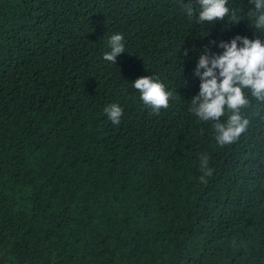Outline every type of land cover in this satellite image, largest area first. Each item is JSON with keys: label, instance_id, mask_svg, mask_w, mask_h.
Listing matches in <instances>:
<instances>
[{"label": "trees", "instance_id": "1", "mask_svg": "<svg viewBox=\"0 0 264 264\" xmlns=\"http://www.w3.org/2000/svg\"><path fill=\"white\" fill-rule=\"evenodd\" d=\"M135 1L0 0V264H264V209L233 225L243 212L233 144L217 146L184 107L142 111L121 131L123 145L104 114L119 100L86 83L99 40L92 16L131 11ZM157 2L169 26L180 22V34L145 51L184 102L200 81L199 54L222 53L220 43L247 31L228 30L227 17L190 20L185 8L195 14L198 0ZM250 7L231 0L229 8L247 17ZM133 75L123 82L137 100ZM249 98L255 132L264 103ZM112 148L124 149L118 165L102 161ZM205 154L215 170L206 184L199 179ZM251 159L264 163V141ZM211 208L230 227L211 225Z\"/></svg>", "mask_w": 264, "mask_h": 264}, {"label": "clouds", "instance_id": "2", "mask_svg": "<svg viewBox=\"0 0 264 264\" xmlns=\"http://www.w3.org/2000/svg\"><path fill=\"white\" fill-rule=\"evenodd\" d=\"M194 3L197 4L195 14L191 5L185 8L190 20L194 18L196 23L205 24L225 21L227 17V29L228 25H239L246 29L247 35H237L230 42L220 43L222 53H210L205 48L199 54L194 62V75L200 81L186 101L182 102L164 79L156 75V57L145 51L147 45L162 46L180 34V22L169 26L157 0H136L131 11L113 7L92 16L91 27L98 31L99 40L92 49L95 65L86 83L93 90L106 92L112 100H119L108 103L104 114L122 140L121 131L136 126L142 111L162 115L185 107L210 136L214 134L217 146L224 148L233 144L236 152L231 163L241 177L235 196L243 209L241 216L234 220L235 225L246 215L264 209V163L256 164L251 159L258 141H264V116L259 118L254 132L250 115L254 106L249 98L264 103V0H248L251 7L247 17H242L239 9L229 8L231 0ZM140 45L143 50L138 54L128 53L129 48L138 50ZM125 54L129 57L127 63L120 60ZM119 63L120 74L116 71ZM126 73L134 74L131 79H137L132 84L140 94L135 96L137 100L127 98L129 89L123 82ZM123 150L112 148L103 155L102 161L118 165ZM200 171L199 179L206 184L215 171L207 154L200 159ZM206 214L213 226L232 224L214 208Z\"/></svg>", "mask_w": 264, "mask_h": 264}]
</instances>
